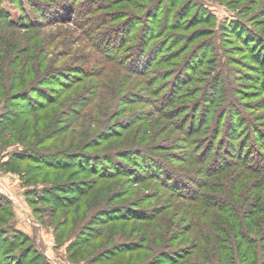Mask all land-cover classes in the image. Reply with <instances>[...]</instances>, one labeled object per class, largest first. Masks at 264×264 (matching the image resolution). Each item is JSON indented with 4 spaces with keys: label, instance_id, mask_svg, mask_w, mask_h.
<instances>
[{
    "label": "trees",
    "instance_id": "1",
    "mask_svg": "<svg viewBox=\"0 0 264 264\" xmlns=\"http://www.w3.org/2000/svg\"><path fill=\"white\" fill-rule=\"evenodd\" d=\"M79 1L29 0L32 9L39 12L38 19L33 15L30 17L22 11L23 17L13 21L0 9V113L2 112L0 115V141L5 138L14 140L18 128L23 127L30 119L38 121L42 115L41 111L51 113L45 122L39 123L38 121L34 125L37 133L31 131V136H28L29 131H24L26 137L23 140L19 138V142L25 146L24 149L8 153L7 158L0 162V170L19 175L23 180V185L28 187L49 180L53 184L52 187H44L43 193H40L36 199L54 209L70 206L75 198H79L90 190L95 181L111 178L113 177L111 174L122 172L118 160L125 164L131 163L133 158L136 161L141 160V165L145 166L143 170L149 177L160 178V175L154 171L162 166L161 162L157 158H151L153 156L150 150L140 148L135 139L129 143L132 146L124 149L130 151H118L115 157L108 154L77 153L74 150L53 153L48 150H38L39 145H43L45 141L64 131L61 129L58 114L70 112L75 109L76 105L78 106L75 101L82 100L78 94L66 92L83 80L89 77L93 78L94 75L89 74H97V67L88 72L82 65L76 66L68 74L75 76L69 82L68 75L58 74L60 71H56L49 61L41 57L42 49L38 50L39 47L38 44H35V39L25 40L26 47L23 49H19L22 43L4 39L6 30L23 28L34 31L51 22L65 21L66 15L68 16L69 13L77 12L82 16H91L99 10H112L113 13L106 17L110 18L109 21L105 17L97 16L95 21L90 18L91 23L77 25L82 28L87 26L88 32L86 33L92 39V46L99 56L101 69L105 64L122 63V67L124 66L129 75L147 74L149 76L145 80L147 93L156 97L157 102L162 98L165 99V103L157 104L156 108L164 109L161 113L171 121L173 127L179 129L182 134L181 140L189 150L185 159L187 168L181 169L182 175L178 172L174 174L167 167H163V175L168 174L165 179L167 180L166 184L164 183L165 188L175 197H183L197 203L204 208V214L205 210L219 212L222 218L232 220L234 222L233 231L229 232L231 234L229 237L231 253L238 256L243 264H264V133L260 134L257 130L254 131L255 125H252L255 140L257 143L260 142V145H257L259 148L256 146L247 147L241 142L238 130L243 124L249 122V117L239 115L238 106L232 99L234 98L232 96L233 89L228 92V90L218 91L214 88L215 92L211 91L210 93L207 88L201 89L208 83L207 71H203L201 68L213 65L216 67L217 63L221 66L226 64L225 62L220 64L215 56L209 60V53L206 51L200 54L193 49L199 42L201 43L202 40L205 38L207 40L213 35L211 14L207 13L194 0H112L102 3L92 0L87 7L77 6ZM83 4L85 5V3ZM162 4H164L163 8L166 14L164 20L160 21L158 12L162 8ZM127 5L130 7H126ZM20 8L23 9L22 4H20ZM48 8H52L51 15L49 13L44 15ZM131 8L137 13L144 14L145 19L140 21L138 16L125 15L128 13L127 9ZM60 13H64L65 16H59ZM174 13L177 15L172 17V24L171 22L169 24L171 15L173 16ZM47 15L51 17L46 19L44 16ZM58 16L61 18L56 20L55 18ZM163 21L165 23L162 27ZM147 22L151 23L147 25L149 27L145 26L140 32V27ZM231 26L233 29L229 31V34L237 41L243 42L251 62L250 70L255 73L253 80L260 84L259 89L264 94V33L252 34L250 30L241 27L242 25L239 23H232ZM162 28L173 32L170 35L173 40L170 41V44H168L169 41L160 40L162 33L159 31ZM138 31L140 36L137 35L138 33H133ZM117 35L119 38L115 42L114 36ZM154 41L155 43L150 46V42ZM127 44L131 45L127 46ZM204 47L215 48L216 42H210ZM190 50L192 53L186 59L183 58L182 55ZM19 52L27 55V58L21 63L15 61V56ZM181 57L182 61L175 66L168 65L170 61L180 60ZM179 64H182V69L177 67ZM166 65L169 67H165ZM246 78H248L246 80L251 79L248 76ZM215 82L219 84V79H216ZM191 83H194L191 86L192 89ZM48 86H52V88L59 86V88L47 91L45 89ZM165 91H167L166 94ZM188 95H190L189 102L185 99L189 97ZM201 103L207 106V109L197 119L196 116L201 113L199 112ZM228 112L232 117L238 116V122L228 124L222 132L223 117ZM175 120H179V122L177 123ZM117 136L118 133L110 132L107 137L101 135V138L113 140ZM152 137L153 133L151 136V132H143V137L139 142H152L154 140ZM202 137H206L205 140H208V144L206 142L208 147L205 145L204 153L200 154L196 142ZM29 139L36 140L34 141L36 149L31 147V144H27L31 142ZM232 146L233 153L229 149ZM160 150L159 146L153 149V151ZM100 164L105 166L106 172L102 171ZM195 171L204 177V181L198 182L195 177L192 180L189 175ZM136 177L138 176L136 175ZM183 179L189 182L195 180V183L200 185L201 191L194 195L190 188L181 184ZM181 187L184 188L181 189ZM183 190H185V194ZM153 209L150 212L141 211L142 213L134 214L135 211H131V209L112 208L110 221L141 223L130 231L131 235L136 232L141 233L138 237L139 240L127 243L119 239L120 241L117 240L114 243L111 234L105 235L100 232L90 237L93 231L89 235L87 230V232L83 230L68 246L69 257L73 261L89 259L86 260L88 264H112V262L113 264H158L165 259H169L171 262L168 251L157 246L158 238L154 236L155 230L149 231L148 229L153 223H158L160 219L163 222L164 217L158 219V216L165 209L161 211H157L156 207ZM0 214L2 216H0V222L5 216L9 217L10 215L6 207L1 204ZM175 218H178L176 213L170 217L171 220L166 218L164 230L157 228L162 232L165 231L164 235L160 237L161 240L163 238L165 241L167 236H169V242L176 240L175 235L173 236ZM188 219L195 220L194 215L189 211L184 212L181 221L185 222ZM100 220L102 222V219ZM235 221L240 223L235 225ZM192 226L196 225L191 224V228ZM185 231L183 234L191 232L189 229ZM216 231L224 232L223 230L214 232L217 233ZM250 233H254V236ZM201 236L204 238V234ZM64 238V233L60 232L58 239L61 241ZM193 242L195 241L193 240ZM197 247L195 242L192 249L195 250ZM205 254L204 251L199 250L197 255L185 260L181 258V260H183V264H202L208 260ZM42 260V255L36 247L28 244L25 236L17 233L8 235L0 229V264H42Z\"/></svg>",
    "mask_w": 264,
    "mask_h": 264
},
{
    "label": "rangeland",
    "instance_id": "2",
    "mask_svg": "<svg viewBox=\"0 0 264 264\" xmlns=\"http://www.w3.org/2000/svg\"><path fill=\"white\" fill-rule=\"evenodd\" d=\"M28 1L0 0V9L13 21H17L23 17L22 11L30 17L33 15L38 19L39 12L32 9ZM91 1L80 0L77 6L83 5V7H87ZM95 1L102 3L112 0ZM194 1L198 2L200 7L204 8L207 13L211 14L213 19L211 22L213 35L207 40L205 38L201 43L199 42L192 48L200 54L205 51L209 53V60L215 56L220 64L226 63L223 66L217 63L216 67L213 65L201 68L203 71H207L208 75V83L203 85L201 89L205 90L207 88L209 90L208 93L211 91L215 92L213 91L214 88L218 89V91L228 90V92L230 89H233L234 93H232V96L234 98L232 99H234V104L238 106L239 115L249 117V122L243 124L238 130V136L241 137V142L247 145V147H258L257 145H260V142L257 143L255 140L252 125H255L254 131L257 130L260 134L264 133V94L259 89L260 84H257L256 80H253L255 73L250 70L251 62L243 42L233 38L229 34V31L233 29L232 23H239L242 25L241 27H246L252 34L264 33V0ZM20 4H22V10ZM126 7L130 6L127 5ZM161 7L158 12L160 21L164 20V15L166 14L163 8L164 4ZM127 11L128 13L125 15L131 17L138 16L140 21L145 19L144 14L137 13L132 8L127 9ZM47 13L51 15L52 8L46 9L44 15ZM110 13H113V11L99 10L91 16H82L77 12L74 14L69 13L68 16L66 15L67 19L65 21L51 22L50 24L36 28L34 31L23 28L6 30L4 31V39L10 42L22 43L19 49L26 47L25 40L30 38L35 39L34 42L38 44V50L42 49L41 57L49 61L56 71H60L58 74L67 76L78 65H82L84 70L88 72L95 70L96 68L94 67H97V74H89L95 77H89L81 83L79 82L80 84L66 92L78 94V97H82V100L78 99L79 101H75V103H78V106L76 105L75 109L70 112L66 111L58 114L59 121H61V129H64V131L56 137L45 141L43 145H39L38 150H48L50 153L74 150L77 153L108 154L115 157L118 151H123L124 149H128L126 147L132 146L129 143L135 139L140 148L150 150L153 156L151 158H157L161 162L162 166L157 165L160 168H156L154 171V173L160 175V178L149 177L145 170H143L145 166L141 165V160L136 161L133 158L132 162L128 164L118 160L117 162L122 172L111 174L113 175L111 178L108 177L95 181L93 187L84 195L75 198L70 206L54 209L52 206L46 205L36 199L40 193H43L44 187H52L53 184L49 180L28 187L23 185V180L20 179L19 175L5 173L0 170V204L6 207L10 214L9 217L5 216L3 221L1 220V231L6 232L8 235L17 233L25 236L28 244L36 247L42 255V264H88L86 260L89 259L82 261L71 260L68 251L70 243L83 230H87L89 235L93 231L90 237L100 232L105 235L111 234L113 236L112 242L114 243L119 239L127 243L139 240L138 237L141 233L136 232L134 235H131L132 232L130 231L133 227L141 225V223L135 221L128 223L110 221L112 208L131 209L136 214L150 212V210H154L153 207H156L157 211H161L168 206L158 216V219L164 217L163 222L160 219L158 223H153L152 226L148 227L149 231L155 230L154 236L158 238L157 246L161 247L162 250L168 251L171 258V262L169 259H165L158 264H183V260L197 255L199 250L204 251L208 257L207 262L201 261L204 264H243L238 256L231 253V247L229 246L231 242L229 241V237H231L230 233L233 231L234 224L232 220L222 218L219 212H207L205 210L204 214L203 207L183 197H175L165 188L164 183L167 181L165 179L168 174L163 175V167H167L174 174H177V172L181 173V169L187 168L185 159L189 152L186 144L181 140L182 134L179 129L173 127L171 121L161 113L164 111L163 108H156L158 105H163L165 99L162 98L157 102L156 97L147 93L145 88L147 87L145 80L149 78L147 74L141 76L129 75L124 66L122 67V63H115L116 65L105 64L103 69H101L99 56L92 46V39L86 33L88 32L87 26H83L82 28L77 25L91 23L90 18L95 21V17L97 16L106 18ZM49 15L44 17L49 19L51 17ZM175 15L177 14L171 15L169 24L170 22L172 24V17ZM59 16L62 17L65 14L60 13ZM59 16L55 19L59 20L61 18ZM109 19L106 18L108 21ZM164 23L163 21L162 27ZM149 24L151 23L147 22V24L141 26L139 31L141 32V29L145 26L149 27L147 26ZM139 31L133 33H138L137 35H139ZM159 32L162 33L160 40L169 41L168 44H170V41H173L170 37L173 32L167 28H162ZM118 38V35L114 36V41L117 42ZM210 42H216V47L205 48L206 46L204 47V45ZM152 43H155V41L150 42L149 45L151 46ZM130 45L127 44V46ZM190 53H192L191 50L188 53H184L182 57L186 59ZM16 56L15 61L19 63L27 58V55L23 52H19ZM182 57L180 60L170 61L168 65L175 66L178 62L182 61ZM168 65L165 67H169ZM177 67L182 69L183 66L179 64ZM246 76L251 77V79L246 80L248 79ZM67 77L70 79L68 80L70 82L75 76L71 74ZM216 79H219V84L215 82ZM193 84L191 83L190 87ZM58 88L59 86H54L53 88L52 86H48L45 90L52 91L51 89ZM188 96V98H185L187 102L190 101V95ZM199 109L201 113L196 116L197 119L200 118L202 112L206 111L207 106L201 103ZM1 113L0 115H2ZM41 113L44 115H41L38 120L39 123L45 122L47 116L51 114L49 111H41ZM38 121L37 119H30L23 127L20 126L15 133L16 138L14 140H7L5 138L0 141V162L7 158L8 153L24 149L25 146L19 142V138L23 140L26 137L25 130H28L29 133L27 135L31 136V131H36L34 125ZM175 122L178 123L179 120H175ZM237 122L238 116L232 117L230 112H228L223 117L221 131L223 132L228 124ZM110 132H116L118 136L114 139L112 138L113 140H103L101 138V135L107 137ZM143 132H151V136L153 133L152 138L154 140L148 143H140L139 141L143 137ZM221 137L220 139H222ZM205 139L206 137H202L196 142V147L199 149L198 153L200 154L204 153L208 144V140ZM29 141L31 142L27 144H31V147L36 149V143L34 142L36 140L29 139ZM158 146L161 147V150L153 151ZM229 149L232 153L234 152L233 146L229 147ZM127 151L130 150H126L125 152ZM101 167L102 171L106 172L105 166L101 165ZM189 176L192 180L195 177L198 182L204 181V177L198 175L197 171L191 172ZM181 184L186 188H190L194 195L201 191L200 185L195 183V180L194 182H189L183 179ZM177 187L179 188V186ZM184 187H181V189ZM183 193L185 194V190H183ZM188 211L194 215L195 220L188 219L185 222L181 221L184 212ZM175 213L178 215V218H175L173 227V236L175 235L176 240L174 239L169 242V236H167L166 240L163 241V238L161 240L160 237L164 235L165 231L162 232L157 228L164 230L166 218H168L167 220H171L170 217H173ZM201 215L204 216L201 217ZM100 219H102L103 224H101ZM238 223L240 222H236L235 225ZM191 224L197 227L192 226L191 228ZM186 229H189L191 232L183 234L186 232ZM198 229L202 230L199 231ZM215 230H223L224 232L216 231L217 233H215ZM60 232L64 233L65 236L61 241L58 239ZM202 234H204L205 239L202 238ZM250 234L254 236V233ZM257 239L262 242L260 238L257 237ZM193 240L198 246L195 250L192 249L195 243Z\"/></svg>",
    "mask_w": 264,
    "mask_h": 264
}]
</instances>
